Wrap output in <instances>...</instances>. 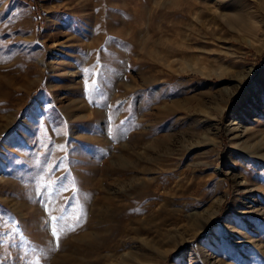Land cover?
<instances>
[{
	"label": "rangeland",
	"instance_id": "rangeland-1",
	"mask_svg": "<svg viewBox=\"0 0 264 264\" xmlns=\"http://www.w3.org/2000/svg\"><path fill=\"white\" fill-rule=\"evenodd\" d=\"M0 264H264V0H0Z\"/></svg>",
	"mask_w": 264,
	"mask_h": 264
},
{
	"label": "bare ground",
	"instance_id": "bare-ground-1",
	"mask_svg": "<svg viewBox=\"0 0 264 264\" xmlns=\"http://www.w3.org/2000/svg\"><path fill=\"white\" fill-rule=\"evenodd\" d=\"M261 144H258L257 148L259 147L260 148ZM254 149V148H253ZM256 152V151H255ZM258 152V151H257Z\"/></svg>",
	"mask_w": 264,
	"mask_h": 264
},
{
	"label": "snow or ice",
	"instance_id": "snow-or-ice-1",
	"mask_svg": "<svg viewBox=\"0 0 264 264\" xmlns=\"http://www.w3.org/2000/svg\"><path fill=\"white\" fill-rule=\"evenodd\" d=\"M55 219V218H54ZM74 230V229H73ZM53 233L55 234V230H53Z\"/></svg>",
	"mask_w": 264,
	"mask_h": 264
}]
</instances>
